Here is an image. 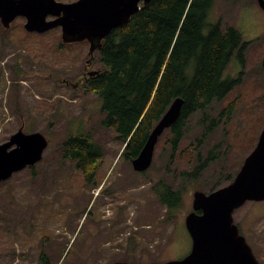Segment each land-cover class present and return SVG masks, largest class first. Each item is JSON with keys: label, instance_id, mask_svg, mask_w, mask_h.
I'll use <instances>...</instances> for the list:
<instances>
[{"label": "rangeland", "instance_id": "obj_1", "mask_svg": "<svg viewBox=\"0 0 264 264\" xmlns=\"http://www.w3.org/2000/svg\"><path fill=\"white\" fill-rule=\"evenodd\" d=\"M208 18L223 28L235 27L247 45L242 57L234 53L225 69L226 76L238 80L229 95L206 109L204 123L202 113L187 123L181 148L195 145L204 160L213 147V160L197 182L186 185L182 203L172 213L153 190L168 160L163 136L150 167L134 170L121 156L122 140L102 123V100L90 90L63 84L62 78L72 80L79 71L88 44L59 50V28L31 38L23 17L9 31L0 28V143L19 127L25 133L39 131L48 141L32 168L0 184V264L165 262L188 253L191 238L184 219L192 209L193 192L229 183L264 126V9L258 0H215ZM94 55L93 67L98 68ZM231 101L230 118L219 117ZM212 119L211 131L203 135ZM77 132L89 133L104 147L91 184L61 154L62 140ZM186 153L171 164L174 186L183 182L180 170H193L197 162ZM233 217L264 264V200L246 201Z\"/></svg>", "mask_w": 264, "mask_h": 264}, {"label": "trees", "instance_id": "obj_2", "mask_svg": "<svg viewBox=\"0 0 264 264\" xmlns=\"http://www.w3.org/2000/svg\"><path fill=\"white\" fill-rule=\"evenodd\" d=\"M214 1L150 0L142 4L126 24L113 28L102 40L95 52L99 71L86 81L85 88L102 100L103 125L122 140L121 156L129 162L139 154L171 102L183 98L179 117L160 135L168 160L163 176L153 184L158 200L171 213L181 205L186 185L197 182L213 160V147L204 160L199 159L195 145L181 148L187 123L196 113H202L199 120L204 123L206 109L229 95L238 80L226 76L225 69L234 53L242 57L247 45L235 27L223 28L209 21ZM16 19L9 29L0 24L1 30L12 29ZM25 32L31 38L43 37V33ZM57 45L59 50L65 47L61 40ZM16 72L22 75L20 69ZM233 109L231 101L219 117L229 119ZM213 120L203 135L211 131ZM61 150L62 157L74 163L86 183L95 182L104 158L102 144L89 133H70L62 140ZM187 150L197 162L193 170H180L183 182L174 186L171 164L187 156ZM191 157L185 163L189 164Z\"/></svg>", "mask_w": 264, "mask_h": 264}, {"label": "water", "instance_id": "obj_3", "mask_svg": "<svg viewBox=\"0 0 264 264\" xmlns=\"http://www.w3.org/2000/svg\"><path fill=\"white\" fill-rule=\"evenodd\" d=\"M150 0H0V24L9 29L23 17L27 32L60 29L63 43L86 40L89 54L117 26L126 24ZM264 9V0H258ZM264 68V56L262 58ZM183 98L176 97L157 121L139 154L131 160L134 170L150 167L162 132L179 117ZM48 144L39 131L19 127L0 143V183L14 172L38 162ZM192 209L184 225L191 238L188 253L165 262L115 261L112 264H263L233 222V212L246 201L264 200V126L255 146L245 156L233 179L215 190L193 192Z\"/></svg>", "mask_w": 264, "mask_h": 264}, {"label": "flooded vegetation", "instance_id": "obj_4", "mask_svg": "<svg viewBox=\"0 0 264 264\" xmlns=\"http://www.w3.org/2000/svg\"><path fill=\"white\" fill-rule=\"evenodd\" d=\"M88 44V48H87V52L85 55H83V60L79 66V71L74 75L75 77H73L72 80H70L69 77H64L62 78L63 84H65L66 86H70L72 88H78V89H86V81L88 78H90L91 76L95 75L98 73V68H94L93 67V63L95 62V51L97 49H95L91 54H89V48L90 45L86 40L83 41H79V42H74V43H64L65 46H72V45H76V44ZM76 70H74L75 72ZM69 78V79H68ZM190 212V211H189ZM235 212V211H234ZM233 212V213H234ZM187 215V214H186ZM185 220V219H184ZM233 222L238 226L239 228V233H240V227L239 224H237V222L234 221V217H233ZM186 228V227H185Z\"/></svg>", "mask_w": 264, "mask_h": 264}, {"label": "bare ground", "instance_id": "obj_5", "mask_svg": "<svg viewBox=\"0 0 264 264\" xmlns=\"http://www.w3.org/2000/svg\"><path fill=\"white\" fill-rule=\"evenodd\" d=\"M227 95V94H226Z\"/></svg>", "mask_w": 264, "mask_h": 264}]
</instances>
